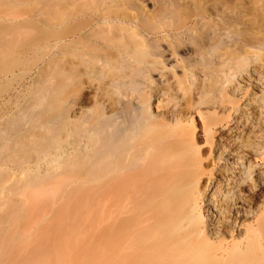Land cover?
<instances>
[{
    "label": "bare ground",
    "instance_id": "bare-ground-1",
    "mask_svg": "<svg viewBox=\"0 0 264 264\" xmlns=\"http://www.w3.org/2000/svg\"><path fill=\"white\" fill-rule=\"evenodd\" d=\"M53 2L22 52L52 113L23 130L0 105V264H48L25 258L24 228L28 182L46 178L67 192L60 224L99 194L88 214L115 264H264V0Z\"/></svg>",
    "mask_w": 264,
    "mask_h": 264
},
{
    "label": "rangeland",
    "instance_id": "rangeland-1",
    "mask_svg": "<svg viewBox=\"0 0 264 264\" xmlns=\"http://www.w3.org/2000/svg\"><path fill=\"white\" fill-rule=\"evenodd\" d=\"M53 1L49 0V5L43 8L37 4V0H27L26 2L0 0V36H5L7 33L9 36L11 31L14 32L12 34L20 35V38L15 43H11L8 49L0 50V54L7 55L6 62L1 61L0 63V73L6 69L15 72V77L0 82V105L12 97L10 107H12V113L17 114L19 126L23 130L28 129L40 118L42 120L39 122H44L45 118L40 115L52 113L53 92L40 93L34 88L31 78L34 68L40 63V58L39 56L27 58V55L25 56L22 52L30 43L42 40L46 35L49 28L48 23L51 22L54 15L55 5ZM15 18L17 19L16 22L14 21ZM31 20L35 24L30 23ZM14 22L15 24L12 25ZM4 33L6 34L4 35ZM19 56L23 60L16 61ZM40 84L45 87L54 86L51 71L42 78ZM38 116L40 117L38 118ZM8 143H14L13 139ZM68 144L62 143V146L67 147ZM51 156L49 153L46 154V158ZM28 157L23 155L22 161H34L32 156ZM28 184L26 208L29 210L27 212L30 216L26 218L24 226L27 245L25 258H38L41 261L49 257L47 259L48 264H56V255H59L62 256L64 264H115V259L112 256H107L101 249V228H99L101 224H99L96 216L94 218L88 214V210L95 212L98 210L95 203L100 198L98 193L95 192L86 198V203L83 202L84 208L80 211L83 219L78 217L75 225L63 222L61 226L60 222L62 221L59 219L57 222V218H59L60 205L68 198L65 194L67 193L66 190L51 193L55 185L49 178L37 183L28 182ZM40 190H46L47 193L40 194ZM80 212L79 216H81ZM70 228L71 234L68 233ZM62 230L64 233L61 232ZM61 234L66 235V238ZM59 237L62 240L63 238L67 240L62 241ZM60 251L62 254H59Z\"/></svg>",
    "mask_w": 264,
    "mask_h": 264
}]
</instances>
